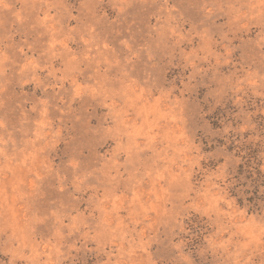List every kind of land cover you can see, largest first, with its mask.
Listing matches in <instances>:
<instances>
[{
    "label": "rangeland",
    "instance_id": "rangeland-1",
    "mask_svg": "<svg viewBox=\"0 0 264 264\" xmlns=\"http://www.w3.org/2000/svg\"><path fill=\"white\" fill-rule=\"evenodd\" d=\"M0 264H264V0H0Z\"/></svg>",
    "mask_w": 264,
    "mask_h": 264
}]
</instances>
